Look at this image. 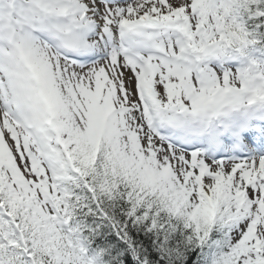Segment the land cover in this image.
<instances>
[{"label":"snow or ice","instance_id":"6c2138e0","mask_svg":"<svg viewBox=\"0 0 264 264\" xmlns=\"http://www.w3.org/2000/svg\"><path fill=\"white\" fill-rule=\"evenodd\" d=\"M0 264H264V0H0Z\"/></svg>","mask_w":264,"mask_h":264}]
</instances>
